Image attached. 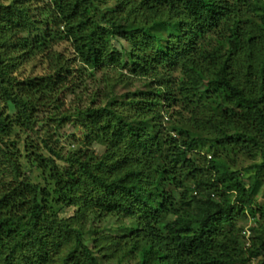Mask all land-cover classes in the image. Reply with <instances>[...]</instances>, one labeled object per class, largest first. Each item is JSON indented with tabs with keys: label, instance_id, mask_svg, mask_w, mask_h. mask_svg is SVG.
Listing matches in <instances>:
<instances>
[{
	"label": "trees",
	"instance_id": "16d2710c",
	"mask_svg": "<svg viewBox=\"0 0 264 264\" xmlns=\"http://www.w3.org/2000/svg\"><path fill=\"white\" fill-rule=\"evenodd\" d=\"M29 2L0 7V264H102L83 242L91 217L135 222L97 240L107 262L264 264V0ZM116 39L125 57L111 53ZM60 44L84 68L125 61L147 90L80 112L85 151L63 157L44 140L68 167L30 154L49 172L36 183L9 138L72 85ZM36 57L48 74L18 80ZM51 202L75 217L50 214Z\"/></svg>",
	"mask_w": 264,
	"mask_h": 264
},
{
	"label": "rangeland",
	"instance_id": "374dc122",
	"mask_svg": "<svg viewBox=\"0 0 264 264\" xmlns=\"http://www.w3.org/2000/svg\"><path fill=\"white\" fill-rule=\"evenodd\" d=\"M18 0H0V7L10 6ZM23 1V0H19ZM50 0H30L29 5L33 10L40 9L42 6L49 4ZM112 52H118L125 57L130 51L129 45L126 41L116 39L112 41ZM57 52L63 53L66 59L69 60L70 68L76 70V73L71 80V86L68 90L59 92V95L53 96L52 107L42 108L36 115L37 121L31 123V129L21 130L17 129L13 136L9 138L17 147L16 158L20 161L23 167V173L28 177H33L35 182L45 183L46 178L49 177V172H43L38 165L33 163L29 158L30 154H43L46 160H52L53 165H59L61 168L68 167L66 162L59 161L50 155L44 148L43 141L49 140L50 146L66 157L76 150H86L84 146L85 130L81 127L78 114L87 109L103 108L107 103V96L125 99L126 95L132 96L138 92H145L147 89L145 85L148 82L135 80L129 71L124 68V62L120 67L103 68L99 70H92L83 65L79 60L72 55V49L67 45L60 44L55 47ZM77 60V61H75ZM49 65L40 57H36L29 63L24 61L18 66L14 76L20 80L28 78H41L48 74ZM73 82V83H72ZM35 120V119H34ZM166 122V121H165ZM83 142V143H82ZM28 152L25 153V150ZM89 149L97 156L101 157L105 153V147L100 144H93ZM257 161L241 162V167L246 168ZM50 166V164H48ZM51 165V166H53ZM240 167V166H239ZM264 191V187H263ZM264 197V192L261 194ZM260 197V199H262ZM77 209L74 207H60L56 204H50V214L57 215L60 220H69L75 217ZM88 219L87 233L83 237V242L87 247L94 251V254L100 259L102 264H135L134 260L121 261L119 258L112 259L107 262L104 256L98 252L99 248H105V243L99 242L101 245H96L97 240L108 237H122L130 236L132 229L135 227V222L131 220H123L121 218L108 217L101 222H91ZM94 220V218H93ZM243 222V221H242ZM249 225L254 226V221L249 222ZM99 230V232L97 231ZM107 245V244H106ZM99 246L97 249L96 247Z\"/></svg>",
	"mask_w": 264,
	"mask_h": 264
}]
</instances>
